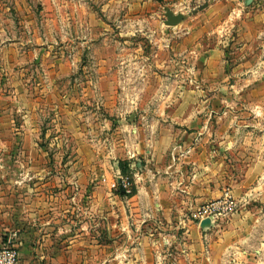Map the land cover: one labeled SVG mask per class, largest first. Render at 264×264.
Returning <instances> with one entry per match:
<instances>
[{"label":"rangeland","instance_id":"obj_1","mask_svg":"<svg viewBox=\"0 0 264 264\" xmlns=\"http://www.w3.org/2000/svg\"><path fill=\"white\" fill-rule=\"evenodd\" d=\"M0 29V110L14 126L1 145L21 174L34 161L36 202L76 205L75 173L131 194L163 145L174 175L195 177L199 158L226 182L181 223L219 227L249 203L234 188L264 154V0H0Z\"/></svg>","mask_w":264,"mask_h":264},{"label":"crops","instance_id":"obj_2","mask_svg":"<svg viewBox=\"0 0 264 264\" xmlns=\"http://www.w3.org/2000/svg\"><path fill=\"white\" fill-rule=\"evenodd\" d=\"M1 38L0 67L6 57ZM10 118L0 110V244L11 238L21 264H264V154L256 155L234 188L237 197L252 192L251 200L219 227L181 220L191 206L221 195L222 175L207 176L198 158L196 176L181 179L163 145L150 151L157 163L148 161L131 194L112 191L110 178L75 173L66 180L80 188L70 193L78 203L58 208L36 202L33 160L21 174V159L4 157L8 148L2 135L14 130ZM20 183L27 190L23 205Z\"/></svg>","mask_w":264,"mask_h":264},{"label":"built area","instance_id":"obj_3","mask_svg":"<svg viewBox=\"0 0 264 264\" xmlns=\"http://www.w3.org/2000/svg\"><path fill=\"white\" fill-rule=\"evenodd\" d=\"M131 182L128 177L120 178L122 190L129 193L131 191ZM0 264H21L20 253L13 244V240L8 238L0 244Z\"/></svg>","mask_w":264,"mask_h":264},{"label":"water","instance_id":"obj_4","mask_svg":"<svg viewBox=\"0 0 264 264\" xmlns=\"http://www.w3.org/2000/svg\"><path fill=\"white\" fill-rule=\"evenodd\" d=\"M182 18H183L182 14H175V13L169 12L168 17L165 20V22L168 25L174 26V25H177L179 21H181ZM209 223H210V220L206 219L202 222V225L209 224Z\"/></svg>","mask_w":264,"mask_h":264}]
</instances>
